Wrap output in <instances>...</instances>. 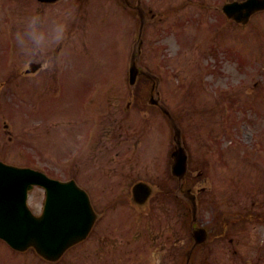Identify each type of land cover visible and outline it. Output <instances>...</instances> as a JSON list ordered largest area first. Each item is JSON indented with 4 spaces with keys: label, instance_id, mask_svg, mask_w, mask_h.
<instances>
[{
    "label": "rangeland",
    "instance_id": "374dc122",
    "mask_svg": "<svg viewBox=\"0 0 264 264\" xmlns=\"http://www.w3.org/2000/svg\"><path fill=\"white\" fill-rule=\"evenodd\" d=\"M186 1L143 0L147 9L166 11L167 16L145 26L140 66L158 78L160 102L183 130L193 170L202 172L205 182L201 185L209 192L199 194V201L201 197L208 199L206 209L203 211L202 203L200 208V216L206 220L203 225L207 229L214 225V212L221 213L224 221L239 212L252 214L239 230L228 231L222 242L210 237L201 250L203 261L192 264H264V13L256 14L246 27L240 28L221 23L216 12H209L224 0H191L187 5ZM1 9L11 13L8 19ZM196 14L203 18L197 21L192 17ZM132 15L117 0H59L51 5L37 0H0V159L36 169L54 168L57 179L74 178L89 192L110 191L112 185V192L118 194L128 188L119 185L120 179L129 184L147 179L159 186L163 191L155 193L151 203L160 200L164 212L157 208L150 211L149 222L159 218L160 225L149 223L148 228L137 231L134 226L125 236L122 225L113 226L107 220L111 231L107 237L114 242V257L109 264H156L151 254L161 243L158 230L170 227L167 218L171 198L162 194L174 188L175 182L163 168L153 171L147 154L151 153L156 135L159 149H171L166 120L156 107L129 95L127 68L137 28ZM210 15L214 20H208ZM212 49L218 53V60L208 58ZM30 64L40 65V69L26 76L24 71L30 69ZM150 90V84L147 90L140 89L144 94ZM31 92L36 96L31 98ZM59 97L65 99L64 103ZM40 114H50L52 126L46 134L51 137L50 146L42 145L39 137L43 129ZM106 114L116 116L109 118ZM234 114H238L234 137L244 147L232 158L234 148L226 154L232 144L220 134L230 127ZM247 114L253 116L252 121ZM4 121L10 126V134L3 128ZM58 122L61 125L55 126ZM109 124H117L120 138L119 133L116 138L110 132L106 136L104 127ZM93 125L95 133L89 146L87 130ZM56 127L62 128L63 134L58 135ZM124 139L131 149L140 143L136 151L138 173L135 167L131 171L125 168L117 173L124 174L118 178L114 165L108 162L111 154L104 150H117L115 145H122ZM72 141L79 147L75 158L71 150L64 151ZM206 141L209 146L205 149ZM221 141L226 144H218ZM88 148H93L95 158L91 173L84 164L91 154ZM219 148L225 150L228 160L222 164L215 159ZM245 148H249L251 161H247ZM194 179L200 182L197 176ZM197 188L195 185L193 191ZM41 192L35 188L30 193L29 206L34 211L40 210ZM175 195L183 199L177 189ZM180 206L181 201H177V211ZM114 207L121 208L118 204ZM130 207L128 224L133 215L138 218L136 223L140 222V215L135 214L139 208L128 201L127 208ZM183 208L187 210L185 202ZM184 218L175 216L174 225L181 231H176L177 239L185 238ZM229 239L234 242L229 244ZM97 240L105 241V237L94 234L91 245ZM189 245V240L182 241L176 246L175 258L173 254L170 260L165 256V260L181 264ZM5 247L0 243V257H4L0 264H44L40 259L26 262L24 257L34 255L32 250L22 256ZM94 254L99 257L97 250Z\"/></svg>",
    "mask_w": 264,
    "mask_h": 264
},
{
    "label": "water",
    "instance_id": "95a60500",
    "mask_svg": "<svg viewBox=\"0 0 264 264\" xmlns=\"http://www.w3.org/2000/svg\"><path fill=\"white\" fill-rule=\"evenodd\" d=\"M264 9V0H248L241 5L233 3L225 8L228 16L252 14ZM130 76L133 80L135 69L131 67ZM177 145L175 172L183 173L186 168V155L181 145L179 131L175 133ZM34 184L46 185L51 195L52 210L40 219L31 217L25 200L27 191ZM59 192L66 195L57 197ZM61 200H76L61 207ZM55 217L50 219V216ZM60 216V218H57ZM93 222V215L84 193L73 182L59 183L46 179L31 170H16L0 164V236L7 239L14 247L24 250L29 246L44 255L52 249L62 252L87 233ZM51 223V225H49ZM72 232L74 235L68 234Z\"/></svg>",
    "mask_w": 264,
    "mask_h": 264
}]
</instances>
